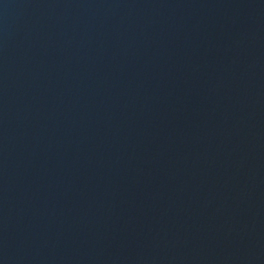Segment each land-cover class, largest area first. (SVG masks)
<instances>
[{"label": "water", "instance_id": "obj_1", "mask_svg": "<svg viewBox=\"0 0 264 264\" xmlns=\"http://www.w3.org/2000/svg\"><path fill=\"white\" fill-rule=\"evenodd\" d=\"M264 118V0H0V264H140Z\"/></svg>", "mask_w": 264, "mask_h": 264}]
</instances>
